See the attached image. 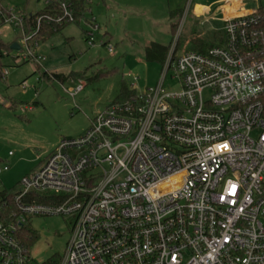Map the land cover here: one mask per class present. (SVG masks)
<instances>
[{"label":"built area","instance_id":"obj_1","mask_svg":"<svg viewBox=\"0 0 264 264\" xmlns=\"http://www.w3.org/2000/svg\"><path fill=\"white\" fill-rule=\"evenodd\" d=\"M26 18L0 9L22 28L18 56L38 65L44 24L77 20L69 0L30 29ZM220 30L206 52L177 55L175 44L156 86L61 139L19 181L13 214L0 197V264H35L19 231L38 215L73 219L47 264H264V8L228 14ZM169 71L179 90L164 89ZM69 80L74 97L85 85Z\"/></svg>","mask_w":264,"mask_h":264},{"label":"rangeland","instance_id":"obj_2","mask_svg":"<svg viewBox=\"0 0 264 264\" xmlns=\"http://www.w3.org/2000/svg\"><path fill=\"white\" fill-rule=\"evenodd\" d=\"M238 1L234 13L264 8V0ZM45 2L2 0V5L16 14H34L45 7ZM231 2L88 0L80 19L52 36L41 37V65L24 60L18 56L19 50L13 48L2 60L0 72V191L16 190L19 181L38 170L61 139L83 136L93 118L118 100L124 85L138 92L156 86L164 65L146 59L149 43L170 46V53L179 41L177 55L192 49L191 39L195 36L200 42L217 43L223 37L219 29L225 5ZM196 3L210 7L207 20L191 21L189 10ZM176 11L179 13L172 16ZM176 23L178 27L174 29ZM0 24V40L24 49L22 28L13 22ZM36 68L39 70L35 72ZM45 71L68 75V79H48L43 76ZM76 73L80 74L78 79L73 78ZM69 79H81L85 85L74 97L67 91L74 87ZM164 89H180L171 71L165 78ZM4 166L8 169H2ZM72 225L69 216H31L25 227L27 235L33 236L27 244L33 262L46 264L58 260L71 237Z\"/></svg>","mask_w":264,"mask_h":264},{"label":"trees","instance_id":"obj_3","mask_svg":"<svg viewBox=\"0 0 264 264\" xmlns=\"http://www.w3.org/2000/svg\"><path fill=\"white\" fill-rule=\"evenodd\" d=\"M60 0H46V4L45 7L34 13V14H27V18H26V27L28 29H30V25H32L34 17L37 15H41L44 13H56L58 11V3ZM70 3H72V5L75 8V14H76V18L77 20L80 19V17L82 16L86 4L88 2V0H69ZM0 9H6L3 5H2V0H0ZM179 13V11H176L174 13H172V16L177 15ZM182 13V12H180ZM178 23L173 25V28L176 29V27H178L177 25ZM1 25V24H0ZM66 25V24H65ZM65 25H55V24H44V27L42 29V32L40 34V38L41 37H46V36H52L54 33H57L59 31H61ZM191 43L193 44L192 49L191 50H195V51H200V52H206L212 45L214 44H210V43H206L205 40H200L198 41L196 36L193 37L191 39ZM179 45V41L177 43V47L176 50L178 48ZM13 49L12 45L10 44H5L4 42H2V40H0V72H2L3 69V64H2V60L10 54L11 50ZM170 50V46L161 44L159 42H151L149 43L146 48H145V57L147 60L149 61H158L164 63L167 60L168 57V53ZM39 69L36 68L35 72L38 71ZM80 74L76 73L75 74V79H78V76ZM43 76L48 78V79H58L60 81H66L68 79V75L62 74V73H49L48 71H45L43 73ZM42 76V77H43ZM134 91L131 89H128L125 85L122 87L121 93H120V97L118 98V100H123L125 98H127L130 94H132ZM19 190V183L17 185V189L14 191L11 190H2L0 191V197L4 198L7 197V202L5 201V207L3 208V213L4 214H13L15 212V207L14 204L12 202V200L10 199V197ZM19 236L21 237V239L27 244H30L29 240H33V236H28L27 232H26V227L23 226L21 228V230L19 231ZM29 247V246H27ZM49 262L51 263H55L56 259H52ZM47 264V263H46Z\"/></svg>","mask_w":264,"mask_h":264},{"label":"crops","instance_id":"obj_4","mask_svg":"<svg viewBox=\"0 0 264 264\" xmlns=\"http://www.w3.org/2000/svg\"><path fill=\"white\" fill-rule=\"evenodd\" d=\"M239 4L238 0H232L231 4L225 5V13L222 17V25H223V20L228 14H232L235 12L234 6H237ZM210 12V7H206L205 5H201L199 3H196L194 6H192L189 10V15L191 17V21L194 23L196 21L205 19L208 17L207 15ZM207 20V19H205ZM204 20H202L203 22ZM221 25V27H222ZM221 29V28H220ZM219 29V30H220ZM18 50V49H17Z\"/></svg>","mask_w":264,"mask_h":264},{"label":"water","instance_id":"obj_5","mask_svg":"<svg viewBox=\"0 0 264 264\" xmlns=\"http://www.w3.org/2000/svg\"><path fill=\"white\" fill-rule=\"evenodd\" d=\"M12 47H13L14 49H16V50H17V49H19V45H18V44H16V43H15V44H13V45H12Z\"/></svg>","mask_w":264,"mask_h":264}]
</instances>
